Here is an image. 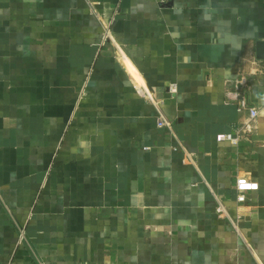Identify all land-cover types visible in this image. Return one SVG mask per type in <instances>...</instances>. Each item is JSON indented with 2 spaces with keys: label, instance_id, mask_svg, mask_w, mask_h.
Returning <instances> with one entry per match:
<instances>
[{
  "label": "crops",
  "instance_id": "crops-1",
  "mask_svg": "<svg viewBox=\"0 0 264 264\" xmlns=\"http://www.w3.org/2000/svg\"><path fill=\"white\" fill-rule=\"evenodd\" d=\"M262 50L264 0H0V264H264Z\"/></svg>",
  "mask_w": 264,
  "mask_h": 264
},
{
  "label": "built area",
  "instance_id": "built-area-1",
  "mask_svg": "<svg viewBox=\"0 0 264 264\" xmlns=\"http://www.w3.org/2000/svg\"><path fill=\"white\" fill-rule=\"evenodd\" d=\"M103 40L104 41L105 40L114 41V39L112 38V35H111V29L109 28L108 25L106 27H104ZM136 80L138 83L136 86L137 90L141 94H143L144 97L147 98L155 106V108L157 110V113H158L157 125L160 127L167 126V127L171 128L170 121L166 117L165 112L162 109V103H163L162 100L155 99V97L153 95H151V93L148 90V88L146 87V85H144L143 82L141 80H139V78H137ZM247 86H248V80L246 79L245 76H240L239 78H236L234 80L232 86L227 88L226 99H227V101L235 103L239 109L247 110L249 113L250 119L254 120L257 117L259 110L257 107H255L254 105H252L249 102L246 95L244 94V92H245L244 89ZM167 88H168V92L171 94L177 92V84L175 82H170L168 84ZM248 126H250V125H248ZM173 135H175V134H173ZM175 137L177 139V143L174 145V149L177 150V148L180 147L183 151L184 162L195 165L196 164L195 154L192 153L191 151H189L184 146L182 141L177 138L176 135H175ZM216 139L218 141L228 140V141H231L233 143L238 142V136L234 135L233 133H230V132L229 133H219L216 135ZM254 188H255L254 182L248 176H245V175L238 176L237 180H236V189H237V197L236 198H237V201L238 202L246 201L248 194ZM216 211L219 215L222 216L224 214L225 209L220 204L217 206ZM238 221H239L238 219L231 220V224L233 225L235 231L238 234H240Z\"/></svg>",
  "mask_w": 264,
  "mask_h": 264
},
{
  "label": "water",
  "instance_id": "water-1",
  "mask_svg": "<svg viewBox=\"0 0 264 264\" xmlns=\"http://www.w3.org/2000/svg\"><path fill=\"white\" fill-rule=\"evenodd\" d=\"M259 57L264 58V50H262V54Z\"/></svg>",
  "mask_w": 264,
  "mask_h": 264
}]
</instances>
